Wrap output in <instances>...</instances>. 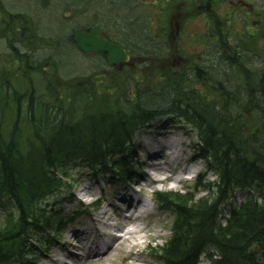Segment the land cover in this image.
I'll return each mask as SVG.
<instances>
[{
	"label": "trees",
	"instance_id": "obj_1",
	"mask_svg": "<svg viewBox=\"0 0 264 264\" xmlns=\"http://www.w3.org/2000/svg\"><path fill=\"white\" fill-rule=\"evenodd\" d=\"M85 2L91 3L101 21L95 27L109 36L107 27L120 28L116 22L123 15L122 0H27V7L18 11L0 0V36L17 70H0V105L4 113L9 112V121L4 117L0 121V210L7 213L0 229V264H40L37 248L41 254L48 253L83 210L64 215L62 208L51 211L47 202L74 187L72 171L84 175L81 180L104 176L109 183L132 184L143 168L134 149L138 133L158 118L176 117L197 135L192 160L204 161L217 177L211 181L201 173L193 191L155 193L160 208L175 215L172 235L159 247L158 258L164 264H203L205 259L209 264H264V66L253 73L245 69L242 56L234 54L238 59L230 58L243 76L236 85L226 74L207 82L198 67L197 81L207 88L205 92L189 86L172 94L168 85L175 84L169 80L162 102L153 103L140 89L134 99L129 98L126 89L106 84L109 75L69 76L86 72L82 59L89 56L78 48L74 34L93 27H75L84 22L82 16L63 19L60 15L64 4L67 8ZM32 5L47 10L42 21ZM39 22L48 29L45 35L38 31ZM65 26L71 29L65 31ZM62 42L71 55L62 57ZM96 54L108 64L105 52ZM40 56L44 59L36 60ZM34 74L44 79L42 95L34 85ZM17 75L27 82V91L13 89L10 77ZM202 191L206 194L200 195ZM102 200L103 196L93 206Z\"/></svg>",
	"mask_w": 264,
	"mask_h": 264
},
{
	"label": "rangeland",
	"instance_id": "obj_2",
	"mask_svg": "<svg viewBox=\"0 0 264 264\" xmlns=\"http://www.w3.org/2000/svg\"><path fill=\"white\" fill-rule=\"evenodd\" d=\"M5 1L10 10L18 11L27 7L25 5L27 0ZM245 1L250 4L247 10L243 7L244 2L239 0H228L227 3L221 1L222 3L216 9L220 22L216 28L206 22L207 18L205 20L198 14L186 21L184 13L189 9L190 0H122L123 15L116 22L120 28L112 27L111 29L109 26L105 30L109 31L110 36L117 42H122L129 47L131 50L129 62L120 63L114 67L116 65L106 64V60L99 58L96 52L85 53L89 54L87 58L84 57L85 60L82 59V64L87 66L84 67L86 72H70L69 76L96 72L101 74L99 75L101 78L109 75L105 78L108 79L106 84H112L109 85L110 87L120 89V91L126 89L128 97L133 99L136 89H140L146 98L149 96L153 99V103L162 102L167 97L164 91L167 89L165 83L169 80L175 84V86L168 85L172 94L180 90L181 92L187 90L189 86L197 87L203 92L207 91L201 81H197L199 80L196 77L198 67L200 70H204L207 82H211L214 77L226 74L236 85L238 81L241 82L243 76L241 78L237 70L238 66L230 56L238 59L235 55L240 54L242 56L240 60L244 62L245 69L249 68L253 73L264 66V0ZM91 7L89 2L79 3V5L72 4L67 8L64 4L65 12L61 11V15H59L63 19L82 16L84 22L76 23L75 27H95L101 21L98 20ZM32 8L39 11L38 13L35 11V14L42 21V15L47 10L42 5H32ZM66 9H70V11H66ZM100 13H103V9L100 10ZM36 15L33 14L35 19ZM43 16L45 17V15ZM2 19L3 12L0 11V29L3 28ZM129 21L128 27L130 28H126L125 24ZM137 22L144 26L140 29L139 24L135 26ZM38 24V31L44 34L48 30L44 22ZM61 28L64 27L61 26ZM70 29L71 26H65L64 30L69 31ZM46 34L52 36L49 32ZM3 40L5 39L0 36V70L7 68L15 73L17 70L13 69L10 64L8 45ZM61 45L62 57L71 55L65 42H62ZM43 59L40 56L36 60ZM81 71L83 70L81 69ZM59 75H62L61 69ZM18 76L20 75L10 77L13 89L19 92L27 91L29 89L27 82L18 79ZM2 84L0 76V87ZM34 85L39 94L42 95L45 92L44 79L40 78L38 74H34ZM45 99L48 100L49 97L45 95ZM8 114L9 112L6 111L4 113L3 107L0 105V121L4 117V121L8 122ZM247 115L251 117L249 112ZM165 119L158 118L138 133L137 146L134 149L136 148L138 152L137 155H139L143 168L142 176L132 184L122 185L121 181L111 180L109 183V179L104 176L96 181L87 176L81 180L79 177L84 175H80L77 170L72 171L76 179L75 182L71 180L74 187L72 189L67 187L61 196H52L47 201L50 205L49 209L52 211L62 208V213L69 215L77 208L85 207L88 208L87 213L78 216L80 220L78 224L71 223L63 229L62 237L48 253H39L40 250L35 246L37 248L35 256L40 264H58L63 260H70L73 264H164L158 258L161 255L159 247L163 246L172 235L175 215L160 208V204L155 200V193L158 191L181 193L193 191L192 185L201 173H204L211 181L217 177L215 172L208 169L204 161L192 160L198 138L189 124L177 120V117L174 120ZM166 122V126H162ZM150 153L156 155V160L151 161L148 158ZM155 162L157 165H153ZM174 177H178L179 181H175ZM158 178H162L163 181H156L155 179ZM134 184L137 185L132 193L131 187H134ZM205 194V191L200 193V195ZM102 196V205L94 211L91 209L90 213V208L87 206ZM123 196L130 199L125 205L119 201V197ZM241 197L242 195L236 197V201L239 202ZM131 202L134 209L142 204L148 206L149 210L144 217L135 220L123 218L125 210ZM105 209L107 210L105 217H100ZM6 214L5 211L0 210V229L5 225ZM103 221L107 223L120 222V224H125V227L139 229V232L136 237L125 238L109 255L100 259L90 257L91 259L88 258L81 262L75 257V255L77 256L75 252L85 253L80 248L86 245V239L82 244L73 242V234L77 231H84L88 233L86 237H90L91 243L95 240L106 239L104 233L102 236L94 235V232L92 234L96 227L103 230L104 226L100 225V222ZM112 231L119 233L114 229ZM32 244L34 245V243ZM74 257L75 261L72 260ZM203 264H209V261L205 259Z\"/></svg>",
	"mask_w": 264,
	"mask_h": 264
},
{
	"label": "bare ground",
	"instance_id": "obj_3",
	"mask_svg": "<svg viewBox=\"0 0 264 264\" xmlns=\"http://www.w3.org/2000/svg\"><path fill=\"white\" fill-rule=\"evenodd\" d=\"M151 149L153 150L152 147H151ZM148 158L151 161H153L154 159L156 160V155L150 153L148 155ZM153 165H157L156 162ZM158 171H161V170H158ZM155 180L156 181H163L162 178H158ZM174 180L179 181V178L174 177ZM119 201L123 202V204L125 205L126 203H128L130 201V199L127 198V196H123V197H119ZM132 207H134V206L131 202L129 204V206H127V209L125 210V213L123 216L124 219L129 218V219L135 220L136 218H142V217H144L145 213L149 210L148 206L143 205V204L139 205L138 207L136 206L135 209ZM121 212L123 213V211H121ZM106 213H107V210L105 209L104 211H102L100 217H105ZM100 225L104 226L103 231H104V234L106 236V239L95 240V241H93V243L90 242V246L87 247V250L91 254L92 259H96V258L100 259V258H103V257L109 255V253L115 247L119 246V243H122L125 238L130 239L132 236L136 237V235L138 234L137 232H139V229H132L131 227H125V224L124 225L120 224V222L119 223H113V222L107 223V222L103 221L102 223L100 222ZM112 229L119 231V233L112 231ZM87 235H88V233H86L84 231L83 232L77 231L73 234V237H74L73 242H77V243L82 244V243H84L83 240H85V239L87 240V238H88V237H86ZM138 245H139V243L137 244V246ZM130 247H133V246L130 245ZM130 254H132V253L130 252ZM75 257L78 258L79 256L75 255ZM75 257L72 258L73 261H75ZM58 264H73V262L70 260L69 261L63 260L62 262H59Z\"/></svg>",
	"mask_w": 264,
	"mask_h": 264
},
{
	"label": "water",
	"instance_id": "obj_4",
	"mask_svg": "<svg viewBox=\"0 0 264 264\" xmlns=\"http://www.w3.org/2000/svg\"><path fill=\"white\" fill-rule=\"evenodd\" d=\"M74 41L84 53L105 52L110 65L129 62L127 50L120 44L111 41L99 28L89 31H77Z\"/></svg>",
	"mask_w": 264,
	"mask_h": 264
},
{
	"label": "flooded vegetation",
	"instance_id": "obj_5",
	"mask_svg": "<svg viewBox=\"0 0 264 264\" xmlns=\"http://www.w3.org/2000/svg\"><path fill=\"white\" fill-rule=\"evenodd\" d=\"M221 1L222 2L224 1V2L227 3L228 0H190L191 3H190V6L188 7L189 9H187L186 13H184V15H185V17L187 19L186 21L191 20L192 18H194L198 14L199 16H203V18H205V20L207 18L206 22L209 25L216 26V28H217V26H219L220 22H219V19L217 18L218 12H217L216 9L222 3ZM239 1H241L242 3L244 2L243 3V5H244L243 7L246 10L250 6V4L247 1H245V0H239ZM232 2L234 3V1H232ZM228 5L230 7V4H228ZM93 28H97V27H93ZM103 34L106 35L111 41H113L115 43H118L117 41H114L113 39H111V37L107 33H105L104 31H103ZM118 44H120V43H118ZM98 53H100V52H98ZM128 54H129V52H128ZM129 57H130V54H129ZM126 63H128V62H126ZM115 65H118V64H115Z\"/></svg>",
	"mask_w": 264,
	"mask_h": 264
}]
</instances>
